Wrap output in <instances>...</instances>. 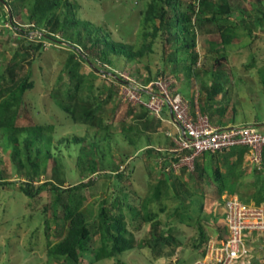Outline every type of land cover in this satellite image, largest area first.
<instances>
[{"label":"rangeland","instance_id":"1","mask_svg":"<svg viewBox=\"0 0 264 264\" xmlns=\"http://www.w3.org/2000/svg\"><path fill=\"white\" fill-rule=\"evenodd\" d=\"M6 1L12 5L10 9L0 0V83L2 74L15 85L30 73L32 87L24 93L27 104L19 107L15 125L39 124L44 139L32 147L31 165L20 134L19 153L11 141L0 139V180L9 181L0 185V264H191L209 241L217 239L225 201L236 196L249 206L256 205L264 164L257 168L247 154L241 158L237 152L199 156L192 168L183 167L166 182L157 167V155L147 148L162 152L169 140L165 132L172 134L175 129L167 104L156 95L165 90L180 91L189 111L194 115L198 110L212 126L252 123L264 131V0H206L227 2L237 14L243 13L242 20L220 14L208 20L206 3L179 0L177 10L192 12L185 33L193 42L192 49L178 51L179 42L172 32L159 30L156 37L146 39L152 43L150 52L133 59L111 54V62L104 65L101 61L86 63L75 53L78 50L61 42L43 39L39 51L7 39V20L25 30L34 26L36 38L44 32L40 26L45 20H62L65 10L60 4L51 6L52 15L40 20L38 28L37 18L27 16L35 7L49 5L47 0ZM69 1L75 17L95 27L92 36L106 35L108 40L131 44L133 50L144 42L143 32L159 24V8L154 20L144 21L152 0ZM36 14L42 16L40 9ZM4 17L6 21L1 20ZM259 18L260 24L256 22ZM18 28L10 29L12 35ZM80 31L85 36L81 27ZM223 32L232 33L230 44H221ZM55 34L63 36L61 31ZM174 56L181 61H172ZM66 67L85 75L84 87L72 99L65 94L69 85ZM111 68L118 72L119 82L105 73ZM153 78H159V83L150 86ZM214 82L220 84L219 90L214 89ZM158 105L166 114L162 118L152 112L151 106ZM74 137L84 140L76 143ZM126 166L130 175L119 177ZM215 168L224 175L220 188ZM48 181L62 188L88 184L79 191L85 196L80 208L88 222L96 226L100 208L109 204L110 214L122 215L133 248L115 257L95 259L94 250L102 243L92 235L76 262L54 254L53 245L67 230V221L53 218L54 194L45 187L30 198L22 189L27 182L38 186ZM260 206L264 208V202ZM200 228L204 240H200ZM255 243L258 259L252 264H264V239Z\"/></svg>","mask_w":264,"mask_h":264},{"label":"trees","instance_id":"2","mask_svg":"<svg viewBox=\"0 0 264 264\" xmlns=\"http://www.w3.org/2000/svg\"><path fill=\"white\" fill-rule=\"evenodd\" d=\"M5 1L9 6L10 1ZM49 5L47 6H37L38 9L41 11V17H38L36 14L37 8L30 12L27 16L29 20L36 19V27L39 28L41 25L40 20L46 18L45 16L52 15V7L57 5H61V7L65 10L63 14L62 20L58 18H54L53 22L50 20H45L42 23L44 26H40L43 29V39L50 40L54 43L61 42L65 45H68L72 50H78L77 53L79 57L83 59L86 63L90 64L92 61H101L104 65L107 62H111L110 55H124L129 59H133L136 57L142 56L146 52H150L152 50V43L150 41H146L148 37L154 38L156 37L157 31L162 30L163 32H167L170 30L172 32L173 39L175 42H179V50L188 51L192 49V43L185 37V33L188 31V23L191 19V14L188 10L185 12L183 10H177L179 7V0H152L148 3L144 21L151 22L154 20L156 16L155 10L159 8L160 14L157 17L159 19L158 26L152 24L153 30L151 32H143L144 42L142 45L133 50L132 45L129 43L124 42H116L107 39V36H100L98 34L92 36L91 33L95 30V27L86 20H80L79 18L75 17L73 11V4L69 0H64L61 2L60 0H47ZM203 4L206 3L207 9L206 11L209 12L210 16L206 17L208 20L214 19L218 14L224 16H232L236 20H242L243 13L239 12L236 13L235 10L231 9L227 2L223 4H213L207 3L206 0H201ZM226 8V10H222V8ZM11 9V6H10ZM167 17V18H166ZM261 18V17H260ZM256 20L258 24L264 20V14H262L261 19ZM2 21H6L4 17L1 19ZM173 20V21H172ZM43 21V20H42ZM10 24V28L5 30L7 36H5L9 40H13L15 42H24L30 46H32L35 50L41 51L43 41L37 42V40L30 39L28 36V31L32 30L34 26H30L29 30H25L14 20H7ZM17 29V34L12 35L10 29ZM80 27L85 32V36L82 35L80 31ZM79 30H78V29ZM91 28V30H90ZM173 29V31L171 30ZM61 31L63 36L57 37L56 32ZM169 32V31H168ZM170 38V37H167ZM232 38V33L230 32H223L221 34V44L227 45L230 44ZM42 39V40H43ZM6 40V39H5ZM8 40V41H9ZM193 41V40H192ZM79 43L82 45L81 49H79ZM74 53V52H73ZM72 55H69V59L72 60ZM176 55V54H175ZM175 57V56H174ZM174 62L181 61L180 58H176L172 60ZM91 65V64H90ZM93 68V67H92ZM67 69V76H68V87L65 90L66 97L68 99H72L74 93L79 91L84 87V78L85 75L79 73L75 68ZM106 74H110L114 81L119 82V74L115 72L113 68L110 70L105 69ZM12 78V76H11ZM2 82L0 83V93H2L1 100H0V139L11 141L14 145L13 147L17 149L19 153V148L17 147V137L22 136L23 140V148L25 149L26 161L30 162V165L33 164V160L31 159V150L34 144L38 141H42L44 139V133L42 127L38 125H30V126H17L15 122L19 117V107H26L27 102L24 99V93L32 87V81L30 80V73L24 76L21 81L12 85V79L6 80L4 74L1 75ZM157 78H153L152 80H156ZM151 80V81H152ZM125 83H128L127 81ZM214 89L219 90L220 84L215 82ZM140 89V88H139ZM5 92V94H4ZM181 93L180 91H177ZM60 108L63 109L65 112L72 114L71 110L68 107H64L62 104H59ZM161 114H165L164 110H162ZM166 115V114H165ZM76 119V118H75ZM75 122L77 121L74 120ZM236 125V124H232ZM227 125H221L219 127H225ZM84 138H77L74 137V141L79 143L83 141ZM172 145L171 141L168 140L166 143V147L168 148ZM39 149V148H38ZM37 150L36 152H38ZM155 153L157 155V167L160 169L162 174V178L164 181L169 182L171 180V175L174 171L171 169V161L167 160L166 157L169 155L168 152H161L156 148L149 147L147 151ZM237 152L238 156L245 155L246 147H233L232 149L223 151V152H212V153H203L200 156L211 155L215 156L218 154H225V153H232ZM162 157H165L161 160ZM168 161V162H167ZM166 164V166H165ZM264 164V149L262 152V162ZM258 168V167H257ZM182 169V168H181ZM173 171V172H172ZM129 176L130 175V168L129 166L125 167V170L119 172L118 176ZM214 178L217 181V186L220 188L223 185V178L224 175L221 174L219 168L214 169ZM93 181V180H92ZM89 182L91 185L93 182ZM9 183L6 180H0V185H4ZM88 184H78L74 186H70L67 188H62L57 185L53 181H48L46 183L39 184L38 186H33L31 183L27 182L26 186L23 187V192L30 198L35 197L40 191L46 187V189L51 190L54 194V200L51 202L50 208L53 209V218L55 220H65L67 221V230L64 237L56 242L53 247L52 251L54 254L59 256H65L67 259L76 262L80 256V253L86 249L88 240L90 237L97 236L98 239L101 241V245L94 250V257L95 259H99L102 257H115L118 254L130 250L133 248V238L131 236H127L125 223L122 218V215L111 213L110 208L111 206H102L99 210L98 216L100 217V222L96 226H91L88 222L86 213L84 210H81L80 205L82 201L85 199V196L80 194V189L82 186H86ZM240 199V198H239ZM242 202L243 199H240ZM264 202V179L262 180L260 187L258 189V194L255 195V204L260 205ZM108 203V202H107ZM57 211L60 212L57 215ZM147 219L151 218V213L149 212L146 216ZM217 232L219 236H223L225 229L223 225L217 222ZM206 235L202 228H200V240H204ZM110 242L108 244L107 242ZM202 253V251H201Z\"/></svg>","mask_w":264,"mask_h":264},{"label":"built area","instance_id":"3","mask_svg":"<svg viewBox=\"0 0 264 264\" xmlns=\"http://www.w3.org/2000/svg\"><path fill=\"white\" fill-rule=\"evenodd\" d=\"M30 39L43 41V33L28 31ZM159 78L150 86L157 85ZM157 97L167 104L170 122L175 127L173 133L165 132L172 145L162 149L168 152L166 159L171 161V169L176 172L181 168H192L194 161L203 153L223 152L233 147H246L247 156L256 167L262 162L264 149V131L259 124H236L225 127L212 126L206 116L195 110L193 115L183 96L179 92L156 93ZM152 102L150 101L149 105ZM157 118H162V107H152ZM165 157H162L164 159ZM224 235L209 241L200 253V258L191 264H252L257 261L255 246L264 239V208L260 205L249 206L238 197L224 203ZM211 242V244H209Z\"/></svg>","mask_w":264,"mask_h":264}]
</instances>
